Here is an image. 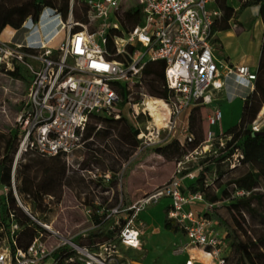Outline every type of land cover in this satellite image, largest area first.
I'll use <instances>...</instances> for the list:
<instances>
[{"label":"built area","instance_id":"built-area-1","mask_svg":"<svg viewBox=\"0 0 264 264\" xmlns=\"http://www.w3.org/2000/svg\"><path fill=\"white\" fill-rule=\"evenodd\" d=\"M84 1L86 20L68 19L64 25V38L55 47L38 40V47L43 49L39 51L35 43L28 40L0 41V69L2 72L16 70L17 81L25 78L27 82L23 96L16 100L18 108L13 128L17 132V148L10 185L3 186L1 193L6 196L11 191L18 205L38 226L29 242L21 245L22 226L8 209L6 224H0V264H68L73 261L131 264L117 260L112 237L101 243H77L74 240L83 233H62L51 222L32 215L28 206L19 200L14 175L17 161L26 151L36 150L43 155L59 154L67 158L91 138H84L91 119L121 117V107L129 103L133 87L142 85V72L147 62H164L163 85L171 93L165 100L168 108L166 123L172 118L171 127L175 126L176 118L191 106L211 103L212 93L224 88L226 77H238L253 88L254 71L244 64L224 63L214 55L212 27L219 16L218 9L212 7L215 0H135L128 6L119 0ZM129 7L137 8L139 21L124 29L119 16ZM139 46L145 49L141 50ZM54 51L58 53L55 56L52 55ZM121 87L129 91L125 100L120 94ZM138 93L143 104V91ZM262 112L264 106L249 125L252 132L264 127ZM138 115L137 109L132 111L134 118ZM221 118L218 108L206 115L208 126L204 146L191 152L210 150L216 135L208 127L220 122ZM100 126L97 124L96 129ZM148 132L152 137H146L142 130L137 133L140 140L143 138L144 147L159 141V129ZM191 140L192 134L185 128L179 142L183 144ZM223 144L219 137V145ZM238 155L237 152L233 154L234 161ZM181 163H176L175 175L164 184L143 194L138 201L112 211L125 213L118 219L122 222L116 235L118 242L129 248H140V229L134 225L138 211L168 197L167 217L184 233L187 245L199 248L216 264H225L228 247L224 234L213 228L209 217L192 207L193 203L204 200L203 193L190 191L183 185L184 179H194L198 169L182 173ZM105 178L107 180L109 176L105 175ZM98 224L97 219L92 229ZM182 248L180 246L177 250ZM56 251L58 256L54 255ZM185 264H191V260Z\"/></svg>","mask_w":264,"mask_h":264},{"label":"rangeland","instance_id":"rangeland-1","mask_svg":"<svg viewBox=\"0 0 264 264\" xmlns=\"http://www.w3.org/2000/svg\"><path fill=\"white\" fill-rule=\"evenodd\" d=\"M74 1L79 0H69V6L72 7ZM119 1L124 2V5L128 6L134 3L135 0ZM76 7L77 13L81 15L84 8L79 6L78 3H76ZM68 18L69 14L65 20H62L58 12L52 8L44 7L39 15L37 27L30 20L24 26L25 31L30 33V37L27 38L28 41L35 43L36 50L43 51L37 45L39 35L43 34L46 36L45 38H48L60 28V22L66 24ZM126 28L124 26V29ZM65 33L66 29L63 28L53 39H56L60 35L63 37ZM53 39L49 41L51 42ZM48 42L46 44L50 43ZM138 48L141 50L145 49V47L141 46ZM219 50L220 54L217 53V60L223 59L225 56L224 48L222 47ZM57 54L55 51L52 53L54 56ZM254 69L255 64L252 62L250 70ZM1 73L6 74V72H2V69H0V128L6 130L8 126H13L15 111L17 109L15 108L17 105L16 100L23 96L27 82L25 78L19 80L18 84L21 90L15 95L16 88L9 82V76L2 75ZM234 80L240 86L245 85V81L238 77H235ZM150 81H152V75H144L141 87H133L132 90L134 92L131 95L129 103H125L121 107V117L133 127L138 128V131L142 130L146 137H152L148 130L159 129L160 137L158 138V142L144 147L143 138H141L139 145L134 146L131 144V138L124 127V121L112 124L107 123L105 128L104 123L94 122V119H91L90 123L95 125V132L81 147L76 148L67 158H64L63 161H65L66 168L64 177L58 185H51L49 193H42L40 203L36 209H33L18 194L17 189L16 192L22 205L29 206L32 215L39 220L51 222L52 226L62 233L68 232L69 235L79 232L83 233L80 238L74 240L77 243L103 242L96 237L90 238L88 232L91 231L92 225L96 223L97 219L103 222L109 215L110 219L109 221H105V227L112 232L111 237L116 249L115 255L119 262L129 261L131 264H182L183 257H178L177 253L179 252L177 249L183 246L182 244L185 242L184 234L181 231L173 233L163 227L165 212L170 202L168 197H162L156 203L147 204L144 209L142 208L138 211L134 219V225L140 229V248H127L118 242L116 236L122 225V222H119L118 219L125 214L123 212H112L123 207L120 184L121 176L124 174L123 187L128 193L129 205L138 201L143 197V194L152 191L156 186L164 184L175 175L176 163L178 161L175 157L168 158L159 154L155 149L175 138H179L178 141H180L185 133V128L188 129L189 109L183 111L176 118L174 127H171L173 123L171 117L170 122L167 121L163 127L154 125L152 116L144 109V102L147 99L157 98L165 103V100L150 94ZM234 85L235 83L232 84V86ZM140 90L143 91V104L142 96L138 93ZM247 90L248 87L246 86L243 92ZM212 98L211 103L200 105L203 138L208 126L206 124V115L210 114L214 109L218 108L222 114L220 122L208 127L214 133L226 130L230 125L238 122L241 114L242 97L239 94L231 98L224 89H221L212 93ZM135 103H138L137 111H139V115L136 118L132 116V111L136 110L134 108ZM261 114H264V112ZM97 124L101 125L98 129H96ZM146 126L148 129H146ZM151 139V141H155L153 138ZM203 146L204 144L202 143L201 147ZM143 148L146 150L143 151ZM182 149L184 154L180 157V161L182 162L181 166L183 170L190 171L204 166L201 162L204 159V152L194 153L190 151L189 153L190 149L187 145ZM28 158L26 162L34 161L37 158L34 163L39 162V164H32L31 171L36 173V179L40 176L42 177V166L49 159L35 156ZM53 166L57 169L60 165L56 163ZM222 168L224 169V164ZM20 170L21 167H18L17 174H19ZM237 170L228 173L218 180H216L214 170L205 173L206 181L210 185L208 192L210 195L216 194L219 197L212 205L223 215H226L223 208L224 205L230 203L231 198L238 195L235 192L237 188L232 184L226 183L229 177L237 175ZM105 175L109 176V179L106 180ZM15 184L16 186L18 184L17 177ZM224 189L226 193L230 194L229 196H226L222 192ZM259 190H262V188H259ZM14 203L15 208L18 207L24 212L15 198ZM208 203L204 199L203 201L193 203V205H196L204 213L211 207L208 206ZM245 218L248 219L247 214ZM255 221H257V218ZM109 225L110 228H108ZM219 226L220 230L224 231L220 224ZM234 257L235 255L230 253L227 263L233 264L235 261Z\"/></svg>","mask_w":264,"mask_h":264},{"label":"trees","instance_id":"trees-1","mask_svg":"<svg viewBox=\"0 0 264 264\" xmlns=\"http://www.w3.org/2000/svg\"><path fill=\"white\" fill-rule=\"evenodd\" d=\"M217 7L221 10L219 27L221 29L229 28L228 19L233 14V8L226 3V0H215ZM250 0L244 1L240 7L246 6ZM259 3V15L264 20V0H254ZM76 3L84 8L81 15L77 13ZM44 7H49L59 13L62 20H65L69 11V0H0V32L9 25L18 28L26 17H29L32 23H37L39 15ZM86 3L83 0L74 1L71 11L76 20H86ZM121 25L127 28L133 27L139 21L138 10L131 7L121 13L119 16ZM164 62L149 61L143 68V76L152 75L150 81V94L167 100L171 94L163 85ZM253 88L242 100L241 114L238 122L230 125L226 130L216 132V138L212 141L210 150L204 152V159L201 161L204 166H200L194 179L189 181L185 188L190 191H200L204 199L211 204L209 209L204 212L205 217H213L224 229V238L227 243L228 251L225 256V264H228L230 253L235 255L233 264H264V127L257 132H252L249 128L250 123L255 119L259 110L264 106V36L260 46V54L257 62ZM9 75H17V71L8 70ZM129 91L125 87L120 88V94L125 100ZM200 105L197 103L188 110V131L192 134V140L180 144L177 138L172 139L157 147L155 150L168 158L175 157L177 161L181 160L184 154L183 147L187 145L189 152L196 148H201L204 138L202 137V118L200 114ZM94 122L117 123L124 121V127L131 138V144L138 146V128L133 127L122 117H95ZM106 128V127H105ZM95 132V125L89 123L85 129L84 138L87 139ZM219 137L223 139V146L219 145ZM17 148V132L12 127L6 130L0 128V187L10 185L11 167ZM146 149L143 148V151ZM238 153L234 161L233 154ZM35 156L49 159L43 168L42 177L36 179V173L31 171L33 165L39 164L34 161L26 162L28 157ZM64 157L61 155H43L36 150H28L21 155L17 161L15 178L18 179L16 186L17 192L33 208L36 209L40 203L42 193H49L51 185H58L64 177L66 168ZM55 163H54V162ZM58 163L60 166L56 169L53 165ZM33 164V165H32ZM224 164V169L222 168ZM18 167H21L17 174ZM238 169V170H237ZM215 171L216 180L221 179L228 173L237 170V175H233L226 181L232 184L236 189V196L231 198L230 203L224 205L226 215L217 211L212 203L219 197L216 194L210 195V188L205 178V173ZM186 172L182 170V173ZM124 175V174H123ZM123 175L121 176V194L122 203L126 207L129 205V196L123 187ZM262 188V190H259ZM226 196L224 189L222 191ZM238 192V193H237ZM14 196L8 191L6 196L0 194V224L7 221V210L10 209L14 214V219L22 226L20 244L25 245L34 235L38 226L34 221L17 206L15 208ZM30 211V210H29ZM31 213V211H30ZM32 214V213H31ZM248 215V219L245 215ZM257 218V221H255ZM99 221L98 226L88 232L90 238L105 240L110 238L112 232L105 227V221ZM163 227L173 233L180 229L165 212ZM25 240V241H23ZM58 256V251L54 253ZM68 264H82L73 261Z\"/></svg>","mask_w":264,"mask_h":264},{"label":"crops","instance_id":"crops-1","mask_svg":"<svg viewBox=\"0 0 264 264\" xmlns=\"http://www.w3.org/2000/svg\"><path fill=\"white\" fill-rule=\"evenodd\" d=\"M244 1L246 0H226V3L233 8V14L228 19V22L230 23L229 28H225V29H221L219 27L221 10L217 7L216 1L212 4V7L218 9L219 16L216 17L213 23V27H212L213 34H212L211 43L213 46V52H214L216 59H218L217 53H219L220 51L219 49L223 47L225 51V56L223 59L220 58L219 61H223L224 63H227V64H244L250 70V65L252 62L253 64H255V69L257 66V62H258V58L260 54L262 36H264V20H262V18L259 15V3L254 2V0H250V2L246 6L240 7V5ZM132 4L133 3H131L130 5ZM68 14H69L68 19L70 20H75V21H80V22L84 21V20H76L74 18L72 11H71V6H69ZM29 20L30 18L26 17L25 20L22 22V24L18 28H13L9 25H6L0 32V41L12 40L16 42H22V41L28 40L27 38L30 37V33L25 31L24 26ZM34 24H36V27H37V23H34ZM59 30L60 28L55 31L53 35L54 37L57 35ZM37 32L39 33L38 29H37ZM53 36L49 40L53 39L54 38ZM45 37H46L45 35L41 34L39 35V40H46L50 36L48 38H45ZM63 37H61V35L57 36L56 39H53L47 45L49 46L51 45V47H55L61 41ZM254 70H250V71H254ZM1 74L4 75L5 73H1ZM5 75L9 76V82L12 83L14 87L16 88L14 94L17 95V93L21 90L18 84L19 81H17L15 75L12 76V75H9L8 73H6ZM234 78H235L234 76L226 77L224 79L223 89L226 91L229 97L234 98L235 95L239 94L243 100V98L252 89L249 87V83L247 81L244 80L245 85L240 86L237 84V82H235ZM233 83H235L234 86H232ZM246 86L248 87V90L243 92V89L246 88ZM15 108H18V104L16 105ZM10 179H11V174H10ZM14 180H16L15 175H14ZM189 181L191 180L187 178L184 179L183 185L185 186ZM3 186H7V185H3ZM3 186L0 187L1 195H3L1 193V189ZM169 203L167 205V209L169 207ZM192 207L196 209L197 211H199L200 213L204 214L198 209L196 205H192ZM209 218L212 221L213 228L217 232L224 233L223 230H220V226L219 224H217L218 221L215 220L213 217H209ZM172 222L174 223L173 220ZM182 245H183L182 246L183 248L180 251H178L179 253H177L178 257L179 256L183 257L182 258L183 261L181 260L182 264H185V262L188 260H191V264H216V262L209 255L205 254L199 248L188 246L186 237H185V242ZM130 249H135V248H130Z\"/></svg>","mask_w":264,"mask_h":264},{"label":"bare ground","instance_id":"bare-ground-1","mask_svg":"<svg viewBox=\"0 0 264 264\" xmlns=\"http://www.w3.org/2000/svg\"><path fill=\"white\" fill-rule=\"evenodd\" d=\"M60 23H61V25H60V30L58 31V33L61 30H63L64 25H65L62 22H60ZM54 33L48 39L39 40V41H41L43 44H46L48 42V40L54 35ZM134 108L137 109V105H134ZM144 109L149 111L150 115L152 116V122L154 123V125L159 126V127L165 126L166 120L168 117V108L161 99H157V98L156 99H147L144 102Z\"/></svg>","mask_w":264,"mask_h":264},{"label":"water","instance_id":"water-1","mask_svg":"<svg viewBox=\"0 0 264 264\" xmlns=\"http://www.w3.org/2000/svg\"><path fill=\"white\" fill-rule=\"evenodd\" d=\"M22 209H23V207L22 206H20Z\"/></svg>","mask_w":264,"mask_h":264}]
</instances>
